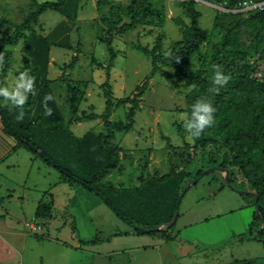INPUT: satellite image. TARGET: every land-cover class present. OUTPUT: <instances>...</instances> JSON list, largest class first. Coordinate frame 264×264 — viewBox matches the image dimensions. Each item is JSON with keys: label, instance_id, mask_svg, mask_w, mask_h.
Instances as JSON below:
<instances>
[{"label": "rangeland", "instance_id": "obj_1", "mask_svg": "<svg viewBox=\"0 0 264 264\" xmlns=\"http://www.w3.org/2000/svg\"><path fill=\"white\" fill-rule=\"evenodd\" d=\"M151 1L157 12L148 19L153 22L152 25L141 23L135 29L113 37L116 57L110 71L112 121H126L130 103L121 102L136 94V88L146 81L151 71L150 58L137 50L135 45L139 42L152 48L157 34L162 32L165 34L163 51L167 53L182 38V30L174 19L181 17L188 24L191 22L186 7L181 6L185 0ZM228 1L195 0L201 17L194 34L200 38L201 45L189 58L188 71L199 68L198 59L201 56L206 61L204 68L209 75L214 76L217 70L223 72L216 66L213 55L221 47V36L238 21L252 33L260 30L264 34V22L256 19L254 26L246 25L244 13L233 11L234 7H228ZM76 2L69 0L64 7L65 13L73 16ZM130 2L85 0L80 5L76 20L57 10H46L32 24L25 40L9 46L11 68L6 71L7 76L4 77L0 70V87H9L18 73L23 72L22 58L24 45L27 44L26 53L32 65L37 67L39 80L52 79L50 85L59 111L69 126L66 128L58 124L56 118L60 112L53 98L49 99L45 119H40L36 126L31 123L41 113L38 102L42 103L46 96L36 93L33 100L28 95L22 107L13 106L2 97L0 102L10 105L5 113L16 129L25 127L33 135L40 134L33 141L41 147V144L45 146L42 139L45 140L52 147V157L60 155L58 161L84 179H89L90 173L101 171L108 162L107 154L101 152L100 142L95 137L105 131L103 119L86 120L80 117L83 110L101 114L105 109L106 96L102 84L107 78L106 70L92 64L91 60L95 57L102 64L108 62V48L101 40L103 30L108 28L104 18L121 16L124 21H129L127 9ZM31 6V0H0V42L13 33V23L20 22L34 9ZM151 29L149 34H145ZM44 39L51 42V61L47 69L49 45ZM249 51L253 55L254 49ZM75 54L79 56L77 63L66 71L67 77L79 88L78 109L76 114H72L66 84L54 79L62 74L63 66ZM162 66L174 72L172 66ZM258 68V75L264 77V62H260ZM176 80L174 85L157 73L148 81L139 101L140 108L136 111L134 129L116 135L115 143L121 149V166L112 170L105 181L120 187H135L156 172H169L172 165L181 167L182 161L173 151L187 148L186 142L192 146L190 151L195 155L188 168L190 180L195 178L199 167H212L213 154L217 153L220 159L227 152L220 136H212L214 142L206 147L194 146L197 138L184 128V121L190 116L186 96L194 86L186 84L178 75ZM21 111L23 117L18 119ZM69 129L73 131V136H87L85 142L80 144V139L72 138ZM160 132L164 133V138ZM38 159L39 164H44L40 157ZM46 166L50 173L44 176L45 166H41L38 180L45 187H50V196L57 202L56 209L49 218H37L42 229L34 233L28 232L24 226L26 215L14 219V227L24 237L21 254L12 256V264H264V246L255 238L263 223L255 221L254 226L251 225L256 211L255 202L253 196L237 191H249L247 182L237 171L231 176V187L226 182L225 171L213 170L187 190L179 205V218L174 227H169L172 234L179 231L181 237L170 240L167 239L169 228L165 225L161 232L139 233L134 224L123 220L100 196L82 186L71 188L62 181L59 170ZM228 172L230 176L229 169ZM33 198H36L35 195ZM178 211H175L174 217ZM260 236L264 237V232Z\"/></svg>", "mask_w": 264, "mask_h": 264}, {"label": "trees", "instance_id": "obj_2", "mask_svg": "<svg viewBox=\"0 0 264 264\" xmlns=\"http://www.w3.org/2000/svg\"><path fill=\"white\" fill-rule=\"evenodd\" d=\"M68 1L44 0L39 2L37 0H31V7L34 9L29 11L20 22L13 23L15 29L10 36L1 39L0 70L2 72H6L11 68L9 46L17 44L20 40H25L27 32L32 29V24L38 21L43 12L48 9H54L72 20L77 19L81 0H77L73 16L68 15L64 11V7ZM217 1L221 3L224 1L227 2V0ZM240 1L242 0H229L228 7H234ZM181 6L186 7L188 15L191 17V22L188 24L181 17L174 19L175 23L182 30V38L167 53L163 51L165 34L162 32L157 34L152 48L139 42L135 45L137 50L150 58L151 71L146 81L136 88V94L130 98H125L121 102L123 104L130 103V107L125 116V122L110 120L113 111V87L110 82V71L116 57V50L112 45L113 37L117 34L131 31L141 23L148 22V24L152 25L153 22L148 19L156 15L157 12L151 0H131L127 9L130 18L129 21H124L121 16L104 18L108 28L103 30L104 36L101 40L108 48L109 59L106 64H102L93 57L91 63L102 66L106 70L107 78L102 84L106 96L105 109L101 114L95 112L88 113L86 110H83L80 117L86 120L97 117L103 119L105 131H102L95 137L100 142L101 152L107 154L108 162L101 171L90 173L89 179L78 177L74 172L63 166L58 161L60 155L58 157H52L54 156L52 154V147L45 140L42 139L45 146L42 144L41 147L37 145L33 139H35L34 137H40V134L35 133L33 135L30 130H25V127H22L21 130L16 129L5 113V109L10 105L1 104L0 102V115L9 130L19 140V145L40 157L48 165L59 170L64 182L68 183L72 188L82 186L100 196L123 220L144 229H136L139 233H157L164 229L158 230L156 227L165 224L164 227L166 228L173 220L175 211L179 210L181 203L179 196L184 191L186 181L191 179V172L188 168L195 157L190 151L192 146L186 142L185 145L187 148L183 150L174 149L173 154L178 156L182 161L181 167L172 165L171 170L167 173L161 174L156 172L152 176H147L138 186H116L105 181V177L112 170L118 169L121 166V149L115 143L116 135L118 132H127L134 129L136 111L140 108L139 101L145 92L144 89L148 81L155 74L160 73L168 81L176 85V75H178L185 80L186 84L194 86L193 90L186 96L188 111L191 112L192 104L201 98L210 100L214 105L216 109L213 113L214 123L210 127H206L199 137H196L197 143L194 146L199 144L202 147H206L211 142H214L212 136L221 137L222 144L228 150L221 156V160L218 158L217 153L213 154L212 164L228 168L230 171V182H232L231 176L237 171L238 174H241L244 181L247 182L248 190L258 195L257 198L253 197V199L255 205L258 204L259 206L260 215L255 211L251 225L254 226L255 221L263 223L262 228L258 230L255 238L261 241L264 246V237L260 236V233L264 232V77L258 75L259 63L264 62V34L260 30L254 34L238 21L221 36V47L213 57L216 66L223 70L224 74L229 76V80L227 84L219 87V91H213L212 89L216 86L213 84V76L209 75L204 68L206 65L204 58L199 57L198 61L200 66L197 70L188 71L187 69L189 58L193 53H196V50L200 49L201 45L200 38L194 34L199 26L198 19L201 17V12L196 9L195 0H185L181 2ZM110 10L113 11V7ZM243 15L245 16L244 23L246 25L254 26L256 19L264 22V11ZM151 31L152 29L145 34H149ZM46 39L44 41L49 45L48 60L46 63L47 69L49 67L51 42ZM251 48L254 49L253 55L249 53V49ZM26 50L27 44L24 45V55L22 58L24 66L22 71H26L34 78L35 94L30 93V99L33 98L34 100L36 93H38V96L51 94L55 106L58 112H60L50 86L52 80L50 81L48 78L39 80L37 67L32 65ZM78 59V54L73 55L71 61L63 66L62 74L54 79L66 84L70 94L72 114H76L78 109L79 88L76 86L77 83L72 82L69 76L67 77L66 71L72 68ZM162 65L172 66L174 72L171 73L164 69ZM38 103L41 106V108H38L41 113L31 123L35 126L40 119H45L49 100L46 101L44 99L42 103L40 101ZM43 106L46 107L44 108ZM56 120L61 127L69 126L65 121V116L61 112ZM69 131L72 138L80 139V144L85 142L87 136H73V131L71 129ZM180 133L183 134V131L181 130ZM160 135L163 138L165 137L162 132H160ZM81 149L80 151H82ZM208 167L210 166L199 167L195 178L199 177L200 179L203 175L207 174L205 170ZM228 186L231 187V185ZM186 192H184V195ZM50 209V203H40L37 207L36 214L37 216L47 217L50 215ZM178 218L179 211L177 214ZM175 224L176 222L170 228L174 227ZM170 228L167 231L169 232L167 239L171 240L173 236L171 235Z\"/></svg>", "mask_w": 264, "mask_h": 264}, {"label": "crops", "instance_id": "obj_3", "mask_svg": "<svg viewBox=\"0 0 264 264\" xmlns=\"http://www.w3.org/2000/svg\"><path fill=\"white\" fill-rule=\"evenodd\" d=\"M84 1L81 0L80 4ZM2 74L5 77L8 72ZM48 80L51 81L52 79L48 78ZM52 93L55 99V94L53 91ZM56 103L59 107L57 101ZM31 108L34 109L33 104ZM37 160H39L37 155H33L31 151L19 145V140L9 130L0 115V264H12V256L14 257L16 253L21 254L24 236H22L20 230L14 227L12 222L15 218L26 215L24 221L37 218L43 220L49 218L56 209L57 202L53 196H50V187H45V184H40L41 181L38 180L41 166L46 167L43 168L44 176L46 173H50L49 168L46 166L48 164L42 160L40 161L44 164H39ZM33 195L36 198H33ZM40 203L51 204L49 216H37L36 210ZM28 232L34 233L29 229ZM179 233L178 231L171 234L173 236L171 240L176 239L178 236L181 237Z\"/></svg>", "mask_w": 264, "mask_h": 264}, {"label": "clouds", "instance_id": "obj_4", "mask_svg": "<svg viewBox=\"0 0 264 264\" xmlns=\"http://www.w3.org/2000/svg\"><path fill=\"white\" fill-rule=\"evenodd\" d=\"M229 76L217 70L213 76V91H219V87L227 84ZM30 93H34V78L26 71L20 72L9 87H0V97L13 106L22 107ZM52 99L51 94L46 95L45 100ZM214 105L210 100L201 98L191 106L190 116L184 121V128L192 137H199L206 127L214 123ZM23 117L21 111L18 119Z\"/></svg>", "mask_w": 264, "mask_h": 264}, {"label": "built area", "instance_id": "obj_5", "mask_svg": "<svg viewBox=\"0 0 264 264\" xmlns=\"http://www.w3.org/2000/svg\"><path fill=\"white\" fill-rule=\"evenodd\" d=\"M233 11H239L247 15L253 12H262L264 11V0H242L234 6ZM36 220H26L24 225L32 232H38L42 229V224Z\"/></svg>", "mask_w": 264, "mask_h": 264}, {"label": "water", "instance_id": "obj_6", "mask_svg": "<svg viewBox=\"0 0 264 264\" xmlns=\"http://www.w3.org/2000/svg\"><path fill=\"white\" fill-rule=\"evenodd\" d=\"M213 170H221V171H225L226 174H227V176H226V182H227L228 185H231V182H230V176H229V172H228V169H227V168H223V167H219V166H212V167L207 168L205 171L208 173V172H211V171H213ZM198 179H199V177L194 178V179H192V180L189 181V183L187 184V186H185L184 191L180 194V196H179V201L182 200L183 195H184V192L187 191V190L190 188V186H192L193 184H195V183L197 182ZM237 191L240 192L241 194H249V195L253 196L254 198H257V197H258V195H257L255 192L250 191V190H249V191L237 190ZM255 208H256V212H257V214L260 215L258 204L255 205ZM177 214H178V213H176V215H175V217L173 218V220L168 224L167 229H168L170 226H172V225L174 224V222H176V220H177ZM164 225H165V224L160 225L157 229H158V230L163 229L162 227H163ZM134 228L139 229V230H144L143 228H141V227H139V226H137V225H134ZM255 236H256V235H255Z\"/></svg>", "mask_w": 264, "mask_h": 264}]
</instances>
